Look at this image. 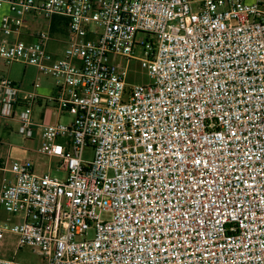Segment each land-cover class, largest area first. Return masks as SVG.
Instances as JSON below:
<instances>
[{
    "label": "built area",
    "instance_id": "built-area-1",
    "mask_svg": "<svg viewBox=\"0 0 264 264\" xmlns=\"http://www.w3.org/2000/svg\"><path fill=\"white\" fill-rule=\"evenodd\" d=\"M0 59L54 79L1 80L0 117L66 172L4 169L0 264L8 236L44 264H264V0H0Z\"/></svg>",
    "mask_w": 264,
    "mask_h": 264
},
{
    "label": "rangeland",
    "instance_id": "rangeland-1",
    "mask_svg": "<svg viewBox=\"0 0 264 264\" xmlns=\"http://www.w3.org/2000/svg\"><path fill=\"white\" fill-rule=\"evenodd\" d=\"M193 1V9L198 11L204 0H191ZM247 3L252 4L254 0H245ZM2 14V13H1ZM43 24L44 19L40 18L37 23ZM139 38L146 39L147 35L141 34ZM54 52V56L62 57L64 53V46H57L50 49ZM137 57H142L143 53L140 48L136 49ZM1 80L9 79L15 82L25 92H33L35 83H40L41 88L47 89L48 86L54 84V80L50 77L41 76L38 70L30 65L14 64L7 65L0 61ZM0 80V81H1ZM128 83L131 85H144L150 83V79L147 72L143 70L137 61H133L128 77ZM41 109H35L36 117L40 114ZM56 121V115L51 114L48 119H45V123H53ZM64 121V120H63ZM66 122V121H64ZM19 124L10 120L0 119V159L1 168H9L10 162H17L19 164H29L33 167L34 171L38 175H45L51 173L53 177L60 179H66V172L60 170V163L58 160L50 161L48 158L41 155L38 150L40 148L39 135L33 141L26 140L19 133ZM36 137V136H35ZM93 158L92 148H87L84 152V159L91 161ZM6 179L8 181L13 179L12 174L0 171V185L2 181ZM102 219L109 221L111 214L103 213ZM93 232L90 234L92 236ZM16 250V238L8 236L4 248L2 250V256L13 259L24 264H44V260L40 253L32 248L25 247L15 254Z\"/></svg>",
    "mask_w": 264,
    "mask_h": 264
},
{
    "label": "crops",
    "instance_id": "crops-1",
    "mask_svg": "<svg viewBox=\"0 0 264 264\" xmlns=\"http://www.w3.org/2000/svg\"><path fill=\"white\" fill-rule=\"evenodd\" d=\"M31 23L28 21V26H31L30 25ZM33 26H35V25H33ZM0 61L2 62V63H4L1 59H0ZM16 64H18V63H16ZM14 65V64H13ZM0 73H1V70H0ZM39 73V72H38ZM41 75V74H40ZM42 76V75H41ZM0 80H1V75H0ZM54 80V79H53ZM56 90H57V88H56V83H55V81H54V84L52 85V86H48V88L47 89H43V88H41V86H40V88L38 89V90H33V92H35V93H37L38 95H40V96H42V97H52V96H54L55 94H56ZM37 108H40L41 109V112H40V114H38V116L36 117V115H35V112H34V119H35V121H37V122H43V121H45V119H48V117L49 116H51V114H54V116L56 115V121L58 120V118H57V116H58V112L56 111V109L54 108V106H52V105H49V106H42V107H37ZM0 119H2L1 117H0ZM62 120H64V121H66V122H68V121H70V118H64V119H62ZM10 121H12V120H10ZM12 122H16V123H18L17 121H12ZM38 134V133H37ZM39 135V134H38ZM35 138H37V135H36V137ZM0 163H1V159H0ZM0 166H1V164H0ZM0 171H4L5 173L7 172V173H10V172H8L7 170H4V169H2L1 167H0ZM11 174V173H10ZM6 179H4L3 181H2V184H3V182L5 181ZM1 184V185H2ZM0 185V186H1ZM3 258H6L4 255L2 256ZM6 259H10V258H6Z\"/></svg>",
    "mask_w": 264,
    "mask_h": 264
}]
</instances>
